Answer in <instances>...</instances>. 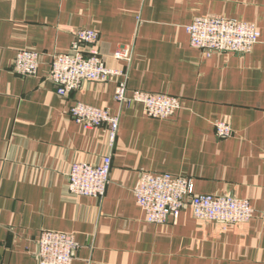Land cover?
<instances>
[{
  "label": "crops",
  "instance_id": "obj_1",
  "mask_svg": "<svg viewBox=\"0 0 264 264\" xmlns=\"http://www.w3.org/2000/svg\"><path fill=\"white\" fill-rule=\"evenodd\" d=\"M208 15L256 23L259 43L205 55L186 26ZM82 27L100 32L109 67L128 70V94L169 93L181 108L161 119L142 104L121 105L117 79L59 95L52 54L68 52ZM127 47L129 65L113 55ZM23 49L41 53L36 76L14 71ZM78 101L120 114L114 148L106 126L71 118ZM216 120L231 136H217ZM107 153L105 195H71V165ZM142 170L188 176L197 194L247 199L253 218L225 228L186 206L175 220L151 223L133 191ZM43 230L79 242L72 264H264V0H0V264H37Z\"/></svg>",
  "mask_w": 264,
  "mask_h": 264
},
{
  "label": "built area",
  "instance_id": "obj_2",
  "mask_svg": "<svg viewBox=\"0 0 264 264\" xmlns=\"http://www.w3.org/2000/svg\"><path fill=\"white\" fill-rule=\"evenodd\" d=\"M186 30L191 45L207 56L221 52L247 53L261 38L256 23L220 15L198 16L186 26ZM99 44L100 32L82 27L74 31L68 52L52 54L49 79L59 95L69 96L86 81L117 79L116 99L121 105L142 104L149 116L161 119L174 115L181 108V100L168 93L133 90L128 94V70L109 67L103 59ZM113 55L129 65L133 49L118 48ZM40 64V52L34 49L19 50L14 58V71L20 76H36ZM70 116L87 129L106 126L109 131V147L114 148L120 127V114L78 101L71 106ZM215 127L220 138L232 134V127L227 122L216 120ZM111 168V153L105 154L97 164L74 162L67 173L70 194L102 198L110 181ZM133 191L147 220L155 224L177 219L186 206L191 208L195 218L218 221L225 228L229 224L248 222L254 215L249 200L233 194H197L192 178L169 172L142 170ZM37 245V264H72L79 242L66 232L43 230Z\"/></svg>",
  "mask_w": 264,
  "mask_h": 264
},
{
  "label": "rangeland",
  "instance_id": "obj_3",
  "mask_svg": "<svg viewBox=\"0 0 264 264\" xmlns=\"http://www.w3.org/2000/svg\"><path fill=\"white\" fill-rule=\"evenodd\" d=\"M234 19H236V18H234ZM146 91V90H145ZM155 93H158V92H155ZM169 94V93H168ZM171 95V94H170ZM174 96V95H173ZM219 137V136H218ZM220 195H223V194H220ZM242 199H244V198H242Z\"/></svg>",
  "mask_w": 264,
  "mask_h": 264
}]
</instances>
